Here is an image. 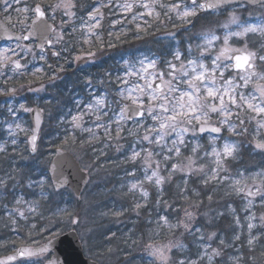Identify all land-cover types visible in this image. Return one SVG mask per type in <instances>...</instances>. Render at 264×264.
<instances>
[{
  "label": "snow or ice",
  "instance_id": "1",
  "mask_svg": "<svg viewBox=\"0 0 264 264\" xmlns=\"http://www.w3.org/2000/svg\"><path fill=\"white\" fill-rule=\"evenodd\" d=\"M250 8L260 9L259 15L245 18L243 12ZM105 9L109 15L121 17L111 21L113 28L121 25L120 32L108 33L117 40L127 36L125 23L134 26V35L140 39L141 33L149 34L154 22L163 23L162 17L180 21L188 31L196 26L195 18L201 13L226 15L223 23L217 22V29L197 34L195 44L189 37L182 47L169 49L159 57L122 58L123 75H117L114 81L109 79L115 84L112 93L90 91L87 100L74 101V114L69 110L70 120L66 122L70 131H66L63 144L79 140L82 148L87 146L102 156H107L105 149L114 148L123 156L113 163L131 165L125 169L131 180L121 185L131 206L110 210L112 216L119 218L133 211L139 217L140 210L149 205L150 189L155 191L156 216L152 218L150 212L146 221L155 225L152 235L142 245L139 238H129L125 264H135L131 248L138 246L146 254L141 257L146 264H256L257 252L264 258V212L257 215L256 211L264 209V164L258 166L259 170L242 166L241 149L247 142L254 153L264 157V0H92L87 6L82 0H0V13L9 23L15 13L21 26V34H16L0 25V77L4 83L25 75L37 79L40 74L46 75L42 67L28 70V63H21L30 54L35 59L34 48L39 49V59L45 62L47 49L61 43L62 51L78 45L83 52L88 45L86 56L95 57L92 46L104 45L98 30L103 27ZM169 35L175 38L174 33ZM112 46L109 41L108 47ZM60 55L52 51V56ZM62 70V66L54 69L49 80L58 79L57 72ZM86 84L92 87L91 78ZM16 91L0 88V95ZM19 108L34 113L35 127L7 124L11 151L16 152L18 132H31L28 144L35 153L43 110L24 104ZM8 112L15 117V109L9 107ZM97 144L102 147L97 149ZM0 155H9L7 142L0 144ZM51 171L48 186L59 193L67 178L55 163ZM46 185V177L33 180L11 161L7 169H0V193L5 195L0 209L12 226L10 231L25 241L17 247L14 240L0 239V247L11 243L15 253L0 259V264H63L53 256L63 229H52L66 222L75 235L81 219L68 209L45 217L42 201L51 202ZM18 188L24 191L17 194ZM226 217H231L230 238L215 230L216 222ZM37 218L48 219V225L37 230L31 223ZM21 221L29 225L26 237L20 235ZM34 231L41 236L49 234L44 244L32 238ZM115 236L111 233L107 238Z\"/></svg>",
  "mask_w": 264,
  "mask_h": 264
},
{
  "label": "rangeland",
  "instance_id": "2",
  "mask_svg": "<svg viewBox=\"0 0 264 264\" xmlns=\"http://www.w3.org/2000/svg\"><path fill=\"white\" fill-rule=\"evenodd\" d=\"M31 2L32 0H29V3ZM48 2L55 3L56 0H48ZM91 2L92 0H82L84 6H87ZM104 11L105 20L102 22L103 27L98 30L100 38L104 41V45L103 47L99 44L92 46L91 51L96 53L95 57L89 58L86 56V52L89 50L88 45H84L83 52H81L78 45L74 49L69 46L67 51H62L64 44L61 43L55 45L54 48L47 49L45 62L39 59V49L34 48L35 59L30 54L27 56V60H22L21 63L27 62L28 70L42 67L46 75L40 74L39 79L31 75H25L8 80L7 84L4 83V78L0 77V88L17 89L14 94L0 95V144L7 142L9 149L7 157L0 155V169H7L8 161H11L23 173L31 175L33 180L46 177V193L50 194L51 202L42 201L43 207L41 210L44 212L45 217L50 218L51 213L58 209H68L69 211L78 213L81 219L78 232L82 238L86 255L103 264H125V252L129 250L131 244L129 238H139L142 245L145 242H149V237L152 235V229L155 225L150 226L146 221L149 219L150 212L152 213V218L156 216V209L153 207L155 191L150 189L149 205L147 208H144L146 214L142 215L141 209L139 217L133 211H129L119 218L112 216L110 210H120L123 207L131 206V199L125 197L121 190V185L131 180L130 177L125 175V169H129L131 165L120 164L117 166L123 154L117 153L114 148L105 149L107 156H102L99 154V151L93 152L87 146L82 148L79 140L76 143L69 142L63 144L62 141L65 138L66 131H70V126L66 122L70 120L69 110L74 114L76 111L74 101L87 100L90 91L101 94L105 91L112 93L115 84L109 83V79L114 81L117 75H123L124 65L122 58L159 57L167 53L169 49L182 47L188 42L189 37L193 38L192 43L195 44L198 42L195 39L197 34L208 28L217 29V22L223 23L226 15L222 16L219 12L211 15L201 13L199 17L195 18L196 26L194 28L189 27L188 31L184 30L186 26L181 25L180 21L175 19L169 21L167 18L162 17L163 23L154 22L153 27L148 30L149 34L145 35L141 33L140 39H137L134 35V26L125 23L123 27L127 31V36L121 35L120 39L117 40L115 35L110 37L108 33L109 31L114 34L120 32L121 25L118 24L113 28L111 21L120 19L121 17L119 15H109L107 9ZM249 12H252V17H249ZM249 12H243V16L253 19L259 15L260 9L253 10L250 8ZM0 16L4 18L13 30L15 29L21 33V26L16 23L17 17L15 13H12L11 23L5 19L2 13H0ZM59 20L60 15L58 13L56 22L59 23ZM77 24H79V21H77ZM174 24L175 26H173ZM129 28L132 30L128 31ZM170 33L175 34L174 39L169 35ZM76 36L79 37V33H76ZM109 41L113 45L112 47H108ZM33 44L35 45L36 43L33 42ZM53 50L59 51L61 53L60 57L52 56ZM77 55H81L82 59L76 60L75 57ZM49 64L53 65V68H48ZM58 66H62L63 70L58 71L57 75L59 78L51 82L49 77ZM108 74H111V76L109 77ZM87 78H91V88L86 84ZM101 81H104V83L101 84ZM109 99H111V96ZM20 104H24L30 108L41 106L45 110V124L41 131L38 151L35 154L31 153V151L29 152L28 136H30L31 132L28 135L18 132L15 136L17 140L15 146L16 152L13 153L11 151L13 146L10 143L11 137H9L7 132V124L14 125L15 123H19L22 127L32 128L30 112L21 110L19 108ZM9 107L16 110L15 117L8 112ZM79 135L77 133L78 137ZM233 139L239 140L241 138L234 137ZM101 147L102 145L100 144L96 145L97 149ZM57 148L74 153L83 168H86L91 174L90 184L83 193L82 199L76 198L70 190L56 193L51 186H48L51 184L49 174L47 173L49 168L48 163ZM241 152L242 166H247L250 170H259L258 166L264 164V157L254 153L247 142H245ZM22 191L24 189L18 188L16 190L17 194ZM35 191L38 195L40 189L37 188ZM27 198L31 199L33 197L29 196ZM4 199L5 195L0 193V202ZM7 199L11 200V196H8ZM236 204H240L238 199L236 200ZM256 211L257 215H260L261 212H264V209L257 208ZM102 213H109V215L102 216ZM241 215L244 214L241 213ZM20 223V235L21 237H26L29 225L23 221ZM31 223H35L37 230H39L41 227L47 226L49 221L48 219L37 218L31 221ZM65 223L56 225L52 230L55 231L56 228H62L63 232H65L71 228L70 226L66 227ZM11 227L10 222L3 216L2 209H0V239L4 241L14 240L18 247L25 241L17 239L16 233L10 231ZM215 230L230 238L231 217L219 219L216 222ZM111 233H116V236L109 240L107 237L111 236ZM48 236V233H44L43 236L36 234L35 231L32 233V238L39 243L45 241V238H48ZM154 238L160 239L159 237ZM125 240H128V244H125ZM109 248L112 249L111 252L108 251ZM13 249L11 243L7 244V247H0V255L11 252ZM192 250L195 251L194 248ZM131 251L135 256V264H146V260H141L142 256H146L142 247L131 248ZM256 256V264H264V258L260 257L259 252L256 253Z\"/></svg>",
  "mask_w": 264,
  "mask_h": 264
},
{
  "label": "water",
  "instance_id": "3",
  "mask_svg": "<svg viewBox=\"0 0 264 264\" xmlns=\"http://www.w3.org/2000/svg\"><path fill=\"white\" fill-rule=\"evenodd\" d=\"M0 25H6L12 32H14L4 22V20H2L1 17H0ZM15 33L19 34L17 32ZM33 109L39 110L42 108L40 106L39 107L35 106ZM44 113L45 112L43 110L41 113L42 122H41L40 129L38 132V137H40V133H41L40 130L45 122ZM31 117H32L33 128H34L35 127L34 113H31ZM37 146H38V140H37ZM58 149L56 150V155L52 158V161L50 163L51 166L49 169V174L51 175V178H52L51 168L54 163L57 164L58 170H60L62 167L63 175L64 177L67 178V181H68V183L65 185L64 188H70L80 198L83 195V192L86 189L87 185L89 184L90 175L86 170L84 171L82 169L81 163L77 161L75 155H73L72 152H70L69 150H65V149L63 150L59 149L60 151H58ZM45 242L40 243V244H44ZM37 246L38 245H35L33 247H37ZM84 250L85 249L83 248L82 240L79 237L78 231L76 232L75 235H73L72 229H71V230H67L65 233H63V235L59 237L55 245L54 251H53V256L59 257L63 261V264H101L93 258L86 257ZM14 254L15 253L13 252L8 255H3V257H1L0 259H3L9 255H14ZM10 263H14V262H10Z\"/></svg>",
  "mask_w": 264,
  "mask_h": 264
},
{
  "label": "trees",
  "instance_id": "4",
  "mask_svg": "<svg viewBox=\"0 0 264 264\" xmlns=\"http://www.w3.org/2000/svg\"><path fill=\"white\" fill-rule=\"evenodd\" d=\"M57 195H58V194H57ZM141 214H142V215L146 214L144 209H142V213H141Z\"/></svg>",
  "mask_w": 264,
  "mask_h": 264
}]
</instances>
